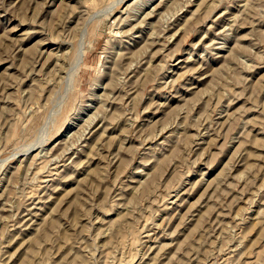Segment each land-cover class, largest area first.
<instances>
[{
	"label": "rangeland",
	"instance_id": "obj_1",
	"mask_svg": "<svg viewBox=\"0 0 264 264\" xmlns=\"http://www.w3.org/2000/svg\"><path fill=\"white\" fill-rule=\"evenodd\" d=\"M0 264H264V0H0Z\"/></svg>",
	"mask_w": 264,
	"mask_h": 264
}]
</instances>
